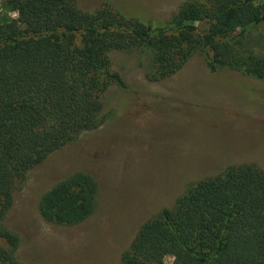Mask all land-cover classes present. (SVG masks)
Masks as SVG:
<instances>
[{"label": "trees", "instance_id": "16d2710c", "mask_svg": "<svg viewBox=\"0 0 264 264\" xmlns=\"http://www.w3.org/2000/svg\"><path fill=\"white\" fill-rule=\"evenodd\" d=\"M5 7L20 21L0 23V264H19V237L4 220L28 171L106 121L111 85L128 91L111 69V51L135 52L149 82L176 73L194 51L214 78L231 71L264 82V51L250 45L251 37L264 43V0H188L166 20L109 2L91 11L76 0H5ZM97 192L91 175L71 173L39 196L37 214L53 225L79 224L95 211ZM165 257L264 264V169L234 164L189 183L170 208L139 225L116 264Z\"/></svg>", "mask_w": 264, "mask_h": 264}, {"label": "rangeland", "instance_id": "374dc122", "mask_svg": "<svg viewBox=\"0 0 264 264\" xmlns=\"http://www.w3.org/2000/svg\"><path fill=\"white\" fill-rule=\"evenodd\" d=\"M186 1L76 3L89 11L103 2L124 10L129 5L145 17L166 20ZM9 19L20 21L0 0V23ZM195 27L203 33L207 24ZM250 45L264 51V43L252 37ZM109 59L128 91L111 85L103 97L106 121L30 169L13 194L4 225L19 237V264H116L139 225L170 208L189 183L234 164L264 169V82L231 71L214 78L199 51L167 79L152 82L144 78L135 52L111 51ZM239 84L251 94L244 95ZM74 172L96 180L95 211L73 226L43 221L36 211L39 196Z\"/></svg>", "mask_w": 264, "mask_h": 264}]
</instances>
